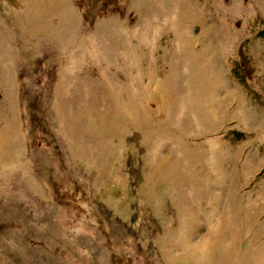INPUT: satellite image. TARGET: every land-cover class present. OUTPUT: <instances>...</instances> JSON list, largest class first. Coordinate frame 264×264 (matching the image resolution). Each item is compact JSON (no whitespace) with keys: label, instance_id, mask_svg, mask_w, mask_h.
Wrapping results in <instances>:
<instances>
[{"label":"rangeland","instance_id":"1","mask_svg":"<svg viewBox=\"0 0 264 264\" xmlns=\"http://www.w3.org/2000/svg\"><path fill=\"white\" fill-rule=\"evenodd\" d=\"M0 264H264V0H0Z\"/></svg>","mask_w":264,"mask_h":264},{"label":"bare ground","instance_id":"2","mask_svg":"<svg viewBox=\"0 0 264 264\" xmlns=\"http://www.w3.org/2000/svg\"><path fill=\"white\" fill-rule=\"evenodd\" d=\"M148 56H153V50H148L146 53ZM155 68V67H154ZM151 71V70H150Z\"/></svg>","mask_w":264,"mask_h":264}]
</instances>
